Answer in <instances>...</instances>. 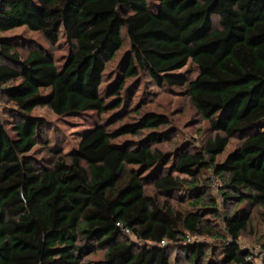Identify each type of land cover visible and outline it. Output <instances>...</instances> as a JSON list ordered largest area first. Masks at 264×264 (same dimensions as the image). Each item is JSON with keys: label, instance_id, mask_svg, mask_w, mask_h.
Listing matches in <instances>:
<instances>
[{"label": "trees", "instance_id": "16d2710c", "mask_svg": "<svg viewBox=\"0 0 264 264\" xmlns=\"http://www.w3.org/2000/svg\"><path fill=\"white\" fill-rule=\"evenodd\" d=\"M23 27L68 55L23 57L0 38V264H172L177 249L190 264H257L240 240L255 209L264 221V0H0V33ZM143 76L184 89L212 136L194 151L161 150L170 117L128 106ZM37 108L130 121L97 127L99 158L50 148L44 166L29 156L49 128Z\"/></svg>", "mask_w": 264, "mask_h": 264}, {"label": "rangeland", "instance_id": "374dc122", "mask_svg": "<svg viewBox=\"0 0 264 264\" xmlns=\"http://www.w3.org/2000/svg\"><path fill=\"white\" fill-rule=\"evenodd\" d=\"M214 25L215 28L218 27L217 18H214ZM30 30L23 27L14 31L1 32L0 38H12L17 46L16 50L23 57H26L30 51L37 50L39 47H44L45 49H49L56 58L60 60L66 58L68 55V47L66 44L60 42L61 44L59 46L51 48L44 41L39 32ZM130 48V44L126 38L124 48L118 54L116 60L108 63L106 70L107 76L111 75V77H115V75H117L120 61L123 55L130 51ZM182 75L185 78L192 80L197 76L196 68L194 66L187 67L182 72ZM135 82L137 83L136 88L134 89L133 98L128 104L129 109H132V117H134V112L138 110L143 115L148 112L164 114L169 116L172 121L171 131L167 138L168 140L164 144L158 146L161 150L164 152H173L175 149L182 147V149L194 151L212 136L208 123L198 115L188 99L182 95L184 89H169L166 87L158 88L148 82L144 76ZM242 106L243 105L241 104V107ZM115 113L116 112L104 115L87 113L81 116L58 117L47 108H37L34 110L33 115L44 118L48 122L49 128L44 135L45 138L41 145L37 146L29 156H31L37 163L43 164L44 166H46L48 160L53 157L50 148H56L65 155L81 150V152L87 157L99 158L108 149L104 145L101 131L97 130V127L106 126L108 130H111L130 121L127 118L117 121L110 120ZM91 130H93L94 133L97 132L95 134V139H90L87 143H83L87 132ZM126 140H132V138L123 137L115 142L121 144ZM236 146L237 141L233 140L223 155L219 157V161H223L226 156L236 148ZM219 186L220 181H215L213 190L211 191V194L215 197H218ZM148 191H153L152 186L148 187ZM219 200L220 208L223 210L221 199L219 198ZM184 207L189 209L186 206ZM261 213L262 208L254 210L251 225L240 240L241 248L251 252L253 259L257 260V264H262L261 260H264V251L262 250L264 245V221ZM127 237L136 243L138 242L130 235H127ZM198 241L206 242V239H199ZM103 256L104 252L99 251L86 258L83 263L100 261L103 259ZM171 260L172 264H190L178 249L171 254Z\"/></svg>", "mask_w": 264, "mask_h": 264}, {"label": "built area", "instance_id": "2783aa9c", "mask_svg": "<svg viewBox=\"0 0 264 264\" xmlns=\"http://www.w3.org/2000/svg\"><path fill=\"white\" fill-rule=\"evenodd\" d=\"M2 107V100H1V97H0V108ZM216 185V184H215ZM126 233H128V231H126ZM164 244V242L162 243ZM262 261V260H261Z\"/></svg>", "mask_w": 264, "mask_h": 264}]
</instances>
